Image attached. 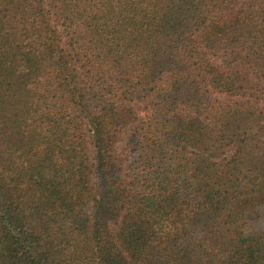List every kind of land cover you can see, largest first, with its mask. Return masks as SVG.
<instances>
[{
	"label": "trees",
	"instance_id": "trees-1",
	"mask_svg": "<svg viewBox=\"0 0 264 264\" xmlns=\"http://www.w3.org/2000/svg\"><path fill=\"white\" fill-rule=\"evenodd\" d=\"M0 264H264V0H0Z\"/></svg>",
	"mask_w": 264,
	"mask_h": 264
}]
</instances>
